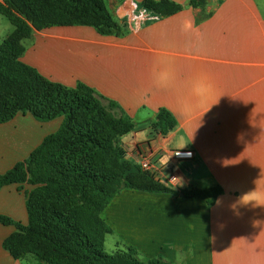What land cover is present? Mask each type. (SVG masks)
<instances>
[{
	"label": "crops",
	"instance_id": "obj_1",
	"mask_svg": "<svg viewBox=\"0 0 264 264\" xmlns=\"http://www.w3.org/2000/svg\"><path fill=\"white\" fill-rule=\"evenodd\" d=\"M144 1L126 0L119 9L131 19ZM168 1L182 11L156 15L120 36L86 26L34 30L21 62L52 83L83 84L116 103L138 124L122 139L126 159L139 166L140 155L150 158L161 183L180 192L223 190L213 205L122 190L103 212L112 231L108 253L128 247L145 261L264 264V0H208L204 8ZM14 30L0 12V46ZM163 109L176 120L166 136L157 122ZM62 123L19 114L1 124L0 175L27 160ZM177 150L195 157L176 161ZM0 215L28 225L19 186L0 191ZM15 232L0 224V264H29L4 249Z\"/></svg>",
	"mask_w": 264,
	"mask_h": 264
},
{
	"label": "trees",
	"instance_id": "obj_2",
	"mask_svg": "<svg viewBox=\"0 0 264 264\" xmlns=\"http://www.w3.org/2000/svg\"><path fill=\"white\" fill-rule=\"evenodd\" d=\"M207 1L189 0V5L204 8ZM143 8L162 17L173 16L183 9L168 0H145ZM13 9L11 7L7 13L0 8V12L12 22ZM22 13L25 19L12 22L15 31L0 46V85L6 84L18 94L13 96L11 106L0 104V125L9 123L20 113L31 114L42 123L59 118L63 123L27 160L0 177V191L12 185L19 186L20 192L25 185L36 188L25 194L28 225L0 215V224L16 228L5 240L4 249L17 261L28 253H35L46 264H173L163 258L145 261L128 247L108 253L105 241L112 231L103 219L107 206L124 189L169 194L186 201L204 200L209 205L215 204L223 190L220 187L190 188L180 192L128 161L121 149L114 147V140L135 131L138 124L116 103L86 85L68 89L45 79L21 62L26 46H17L16 37L27 41L34 30L54 26L92 27L102 36H120L127 26L113 18L103 0H62L59 6L49 8L46 20L30 10ZM4 62L11 65L6 71L2 69ZM157 122L163 136L176 125L173 115L165 109L159 112ZM62 147H89L98 150L100 158L92 156L85 169L72 167L53 173L43 160ZM55 192H60L58 201L80 194L82 203L68 216L58 205H49L41 199L42 196L53 198Z\"/></svg>",
	"mask_w": 264,
	"mask_h": 264
},
{
	"label": "rangeland",
	"instance_id": "obj_3",
	"mask_svg": "<svg viewBox=\"0 0 264 264\" xmlns=\"http://www.w3.org/2000/svg\"><path fill=\"white\" fill-rule=\"evenodd\" d=\"M61 1L62 0H0V8H2L3 11H7V13L10 12L11 7L14 8L13 10L15 11L11 12L12 22L14 23H16L18 20L25 19L22 12L27 11V10L37 13L41 18H43V20H46L49 17V13H48L49 8H55L56 6H59ZM125 1L126 0H112V5L109 7V5L107 4V1L103 0V3L105 7L107 8V10L109 11V13L113 16V18L117 22L123 25H126L127 21L130 19L126 15L125 16L123 15L124 11L121 12L119 9L120 6L125 3ZM116 4L117 6L114 8ZM133 13L137 14L135 10ZM120 20L122 21L120 22ZM29 24L31 25V23ZM12 34L9 37H11ZM16 38L18 39V42H17L18 47L26 45L27 41H19V37H16ZM10 67L11 65L7 64L6 62L2 63V69L4 71L8 70ZM14 95H18V94L15 93L6 84L0 85V104L1 105L10 104L11 106L13 104ZM124 137L116 138L114 140L113 145L114 147H118L119 149H121L122 153L125 156L124 150L122 148L123 146L122 139ZM92 156L100 158L99 151L95 149H90L89 147H83V148L62 147V148H59L57 151H55L49 157L45 158L43 160V164L45 165L46 168H48V170H50L53 173L63 172L65 168L69 169L72 167H79V168L85 169L87 168V164H89ZM110 164L111 166L114 167L113 162H111ZM24 172H26V169L24 170ZM1 176L2 175H0V177ZM26 177H29V174L27 175L26 173ZM35 189H36L35 187L25 185L23 189V193L24 194H26L27 192L31 193ZM59 194L60 192H55L53 194V198L51 196H48V197L42 196L41 199L43 201H47L49 205H53V206L58 205L60 210L68 216L71 214L72 211H74L82 203V197L80 196V194H75V195H72L64 199L63 201H58L57 198ZM35 260L38 262H41L36 257L35 253H28L20 261H26V263H29V264H41L42 263V262L36 263Z\"/></svg>",
	"mask_w": 264,
	"mask_h": 264
},
{
	"label": "built area",
	"instance_id": "obj_4",
	"mask_svg": "<svg viewBox=\"0 0 264 264\" xmlns=\"http://www.w3.org/2000/svg\"><path fill=\"white\" fill-rule=\"evenodd\" d=\"M136 10V7L134 8ZM156 19V14L144 9L143 7L138 11L137 14H133L132 18L127 21V27L133 29H138L143 27L147 22L153 21ZM172 157L176 161H190L193 160L195 155L192 151H173ZM139 167L144 172L152 175L156 180L160 177V172L156 169L154 163L150 158L144 155H140V164ZM172 183L174 185L178 184V180L172 178ZM159 181V180H158Z\"/></svg>",
	"mask_w": 264,
	"mask_h": 264
}]
</instances>
